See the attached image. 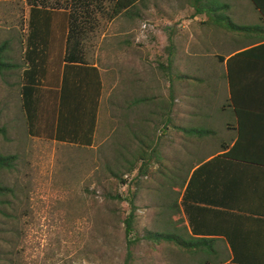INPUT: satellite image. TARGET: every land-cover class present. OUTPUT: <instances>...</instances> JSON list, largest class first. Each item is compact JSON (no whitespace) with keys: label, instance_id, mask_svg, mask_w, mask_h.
Listing matches in <instances>:
<instances>
[{"label":"rangeland","instance_id":"obj_1","mask_svg":"<svg viewBox=\"0 0 264 264\" xmlns=\"http://www.w3.org/2000/svg\"><path fill=\"white\" fill-rule=\"evenodd\" d=\"M194 11L191 0H146L139 17L120 18L113 24H109L111 20L107 18L102 19L101 33L92 41L91 60L102 68L107 91L114 86L113 94L108 98L110 102L112 97L113 103L111 107L105 104L103 96L96 140L88 147L33 136L28 132L21 85L26 66L24 50L30 10L26 0H0V45H6L3 58L12 64L0 70V125L7 128V134L0 135V153L14 154L18 158L13 168L0 170V182L16 190V196L8 197L10 204L6 211L9 215L0 213V264L125 263L128 243L124 219L132 210L129 198L138 187L135 177L138 169L128 174L129 179L135 177L129 182L130 190L129 184L119 186L112 174L126 172L140 148L147 142L151 145L153 140L144 136L138 140L136 128L139 124L145 128L143 121L140 123L133 116L121 114L119 41L124 37L130 39L133 60L138 58V65L146 69L145 80L150 81L149 76L152 79L158 75L167 80L168 75L164 73L167 70L160 69L159 74L157 70L153 72V67H157L159 61L168 64L169 54L176 60L184 54L180 43L177 44L181 39L190 42L199 39L201 24L197 21L193 26L194 37L173 32L175 24L189 21ZM248 15L249 22H255L254 13L250 11ZM170 19L173 25L168 24ZM235 20L239 22L240 18ZM210 27L204 28L210 33ZM109 45L116 50L106 62L112 70L105 72ZM60 54L56 41L53 55ZM148 84L140 86L143 90L139 91L140 98L152 95ZM165 85L159 83L154 88L161 93L167 92V83ZM129 87L128 94L132 97L131 83ZM201 92L193 90L191 100L194 104V98L201 97ZM204 113L191 117L187 126L200 125ZM223 117L217 115L212 123L222 125ZM184 142L183 134L161 138L157 148L161 155L159 160L163 158L169 163L165 162L163 171L147 178L137 191L136 233L141 240L132 246L130 264H200L207 258L214 260L213 254L207 251H183L173 242L155 243L143 238L147 229L173 230L172 225H164L171 213L165 205L171 198L179 196L173 188L181 190L180 182L192 161L193 149L189 148V162L186 165L182 162L184 169L171 168L180 157L184 160ZM153 165L159 164L155 161ZM172 176H178L177 180ZM115 191L122 193L124 199L112 201L108 195Z\"/></svg>","mask_w":264,"mask_h":264},{"label":"crops","instance_id":"obj_2","mask_svg":"<svg viewBox=\"0 0 264 264\" xmlns=\"http://www.w3.org/2000/svg\"><path fill=\"white\" fill-rule=\"evenodd\" d=\"M209 8L212 10L209 12L211 14L205 10ZM201 9V14L192 12L189 21L175 24L176 29L173 31L176 34L180 31L189 37H194L196 31L193 26L199 22L201 24L198 31L199 39L195 42L181 39L177 44L180 43L184 54L178 56L177 60L175 56L169 54L168 64L159 61L158 66L153 67V72L157 70L159 74L160 69L167 70V73L164 72L168 75L167 80L158 74H156L158 77L152 79L149 76L150 81L145 80L146 69L138 65L140 64L138 58L133 60L130 39L124 37L119 41L122 62L121 114L133 116L137 122L142 120L144 127L147 128V130L141 128L140 124L136 128L138 140L143 136L151 137L153 140L151 145L147 142L140 150L150 152L158 148L163 136L184 135V160L182 157L180 161L176 160L171 167L172 170L184 169L182 162L185 165L189 162V153H191L189 148L193 149L192 161L180 182L181 194L178 198L181 201L184 196L185 205L182 206V211L185 239H212L215 250L213 261L216 264H264V40H262L264 19L251 0H202ZM59 11L62 12H58L53 22L55 27L51 54L48 58L50 71L41 86L44 98L40 112L41 125L45 127L46 122L52 125V130L43 133L42 137L51 136V139L57 141H59L57 138L60 134L59 120L62 113L64 118V113L70 114V109L79 107L80 104L78 99L69 108L61 101L64 95L65 71L68 68L64 56L69 14L64 9ZM250 11L255 16L253 23L249 22ZM225 14L230 15L238 25L258 28L250 32L230 30L225 27L226 22L221 18ZM124 17L126 18L120 15L112 19L109 24ZM236 17L240 18L239 22L235 20ZM168 24L173 25L171 19L168 20ZM207 25L212 26L210 33L204 28ZM56 41L59 43L61 54L54 57ZM111 47L108 46L110 52L106 54L105 72L112 70L106 63L116 50V47L112 45ZM247 49V54L242 55L244 53L242 51ZM218 56L224 57V61ZM90 62L99 68L102 80L97 127L93 135L94 141L90 145L93 146L103 96L105 104H110L111 107L113 98L111 97L110 102L108 98L112 96L114 86L107 91L102 68L98 62L92 60ZM134 63L136 66H133ZM81 72L82 76H85V71ZM94 76L95 72H92L91 76L87 75V79H93ZM130 78L134 92L132 97L128 94ZM156 83H161L162 86H166L167 83V92L166 90L163 93L158 92L154 88ZM146 84L151 86L152 95L140 98L139 91H143L140 86ZM193 90L196 93L203 90L199 94L201 97H193L196 100L195 104L191 100ZM146 91L148 92L149 88ZM96 94L97 92L92 93L94 96ZM75 111L78 112L79 109ZM201 112H206L201 116L203 122L198 126L188 127L189 119L200 115ZM24 113L28 129V114L25 110ZM217 115L224 116L222 125L216 126L212 123ZM78 124V120H70L69 125L63 129L66 136L64 139L68 140L79 132ZM123 130L125 131V128ZM146 140L148 139H142V141ZM151 146L152 149L148 150ZM158 154L159 150L157 156L150 161L154 169L163 170L168 160L163 161V158L159 160L161 155ZM155 161L159 165H153ZM172 177L177 180L178 176ZM207 249L209 246L199 248L203 251Z\"/></svg>","mask_w":264,"mask_h":264},{"label":"trees","instance_id":"obj_3","mask_svg":"<svg viewBox=\"0 0 264 264\" xmlns=\"http://www.w3.org/2000/svg\"><path fill=\"white\" fill-rule=\"evenodd\" d=\"M210 1V0H209ZM255 7L259 10L262 19H264V0H251ZM29 6L30 14L28 18V30L25 41L24 60L28 63V67H24L22 71V108L28 114V132L33 136L42 137L43 133L52 130V125L46 122V126L41 125V108L43 106V93L41 86L43 81L48 76L50 65H48V58L51 54V42L54 33V19L61 9L68 11V31L66 38V51L64 61L68 65L65 71L63 82V98L61 99L64 106L69 108L74 105L77 100H80L79 107L70 109V114L63 113L59 120L60 134L57 138L59 141L65 140L69 143H74L83 146H90L94 141V133L97 127V109L98 102L102 91V80L100 79V70L94 66L91 61L92 41L101 33L102 19L112 20L120 15H124L130 19H134L141 15L142 9L146 6V0H26ZM202 0H191L195 7V14H201ZM208 1H206L207 3ZM210 6V4H209ZM207 13L212 10L205 9ZM211 14V13H209ZM226 22L225 27L230 30H240L243 32L255 31L258 27L249 25L236 24L230 15L225 14L222 16ZM264 40V39H262ZM6 45H0V70L12 66L11 63L4 60V52ZM247 50L242 51V55L247 54ZM221 61L224 57L218 56ZM14 65V64H13ZM16 66V64L14 65ZM79 67L80 69L76 68ZM82 70L85 71V76H82ZM95 72L93 79L88 80L87 75ZM84 88V91L82 89ZM79 91L81 94H79ZM97 92L96 96L92 95ZM234 97V94L233 96ZM79 109L78 112L75 110ZM70 120H78L79 132L70 139H64L66 136L63 133ZM62 131V132H61ZM46 132V133H47ZM7 128L0 125V135H6ZM51 139V136H46ZM157 148L152 149L150 152L147 150H140L134 161L128 164L126 172L119 174L114 172L112 175L115 177L116 182L120 185L129 184L130 181L128 174L138 169L136 177V185L138 186L131 192L129 198L132 204V210L124 219L126 239H127V256L124 264H130L132 260V246L141 240L136 233V210L135 205L137 198V191L141 183L147 178L154 177L156 172H162L161 168L154 169L151 166V159L157 156ZM159 155V154H158ZM17 156L14 154L0 153V170L11 169L17 161ZM134 177V178H135ZM174 191L179 195L181 191L174 186ZM9 196H16L15 188L5 185L0 182V213L6 216L9 213L6 208L10 204ZM112 201L124 199L122 193L119 191L112 192L108 195ZM170 198V195H168ZM171 198L166 207L171 209L170 216L164 221L165 226L172 225L173 230L167 229H147L143 238L149 239L155 243L161 241L173 242L183 249V251L198 252L200 247L209 246L205 250L211 254L215 253L212 246V239H185L184 237V217L182 206H184V196L182 200ZM185 208V207H184ZM197 248V249H195ZM203 251V250H200ZM214 261L207 258L205 262L200 264H211ZM213 264H216L215 262Z\"/></svg>","mask_w":264,"mask_h":264},{"label":"built area","instance_id":"obj_4","mask_svg":"<svg viewBox=\"0 0 264 264\" xmlns=\"http://www.w3.org/2000/svg\"><path fill=\"white\" fill-rule=\"evenodd\" d=\"M144 27H146V25H144Z\"/></svg>","mask_w":264,"mask_h":264}]
</instances>
